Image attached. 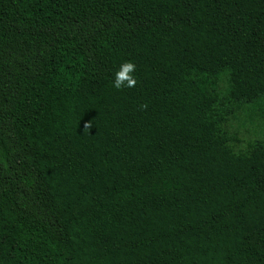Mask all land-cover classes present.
Here are the masks:
<instances>
[{"label":"trees","instance_id":"obj_1","mask_svg":"<svg viewBox=\"0 0 264 264\" xmlns=\"http://www.w3.org/2000/svg\"><path fill=\"white\" fill-rule=\"evenodd\" d=\"M239 111L264 120V0H0V264H264Z\"/></svg>","mask_w":264,"mask_h":264},{"label":"rangeland","instance_id":"obj_2","mask_svg":"<svg viewBox=\"0 0 264 264\" xmlns=\"http://www.w3.org/2000/svg\"><path fill=\"white\" fill-rule=\"evenodd\" d=\"M225 125L232 135L238 137L239 141L231 144L238 151H245L255 139L264 138V120L258 118L248 120L243 111H239L238 117L231 119Z\"/></svg>","mask_w":264,"mask_h":264},{"label":"clouds","instance_id":"obj_3","mask_svg":"<svg viewBox=\"0 0 264 264\" xmlns=\"http://www.w3.org/2000/svg\"><path fill=\"white\" fill-rule=\"evenodd\" d=\"M136 71V65L132 61H126L120 66V69L114 74L113 86L118 90L124 88H134L137 80L133 75ZM142 109H147L148 105L143 104L140 106Z\"/></svg>","mask_w":264,"mask_h":264}]
</instances>
